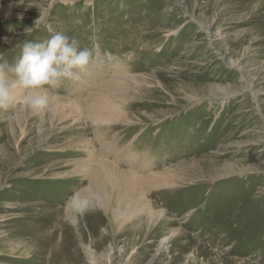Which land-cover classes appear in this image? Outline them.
I'll return each mask as SVG.
<instances>
[{
	"label": "rangeland",
	"instance_id": "374dc122",
	"mask_svg": "<svg viewBox=\"0 0 264 264\" xmlns=\"http://www.w3.org/2000/svg\"><path fill=\"white\" fill-rule=\"evenodd\" d=\"M54 33L92 60L0 109V264H264V0H0V63Z\"/></svg>",
	"mask_w": 264,
	"mask_h": 264
},
{
	"label": "clouds",
	"instance_id": "9594fccd",
	"mask_svg": "<svg viewBox=\"0 0 264 264\" xmlns=\"http://www.w3.org/2000/svg\"><path fill=\"white\" fill-rule=\"evenodd\" d=\"M4 42H9L7 37ZM91 60L89 49H79L75 38L62 33H54L41 42H25L12 64L0 63V109L9 108L14 94L24 90L25 103L39 112L48 104L47 86L55 87L63 79L73 77L74 70L85 71Z\"/></svg>",
	"mask_w": 264,
	"mask_h": 264
},
{
	"label": "bare ground",
	"instance_id": "6f19581e",
	"mask_svg": "<svg viewBox=\"0 0 264 264\" xmlns=\"http://www.w3.org/2000/svg\"><path fill=\"white\" fill-rule=\"evenodd\" d=\"M246 55V54H245ZM115 87V86H114ZM110 99V98H109ZM112 100V99H111ZM94 103L100 104L104 109H106L109 113L112 112V106L109 105L108 102L104 101L101 98H96ZM111 104V103H110ZM112 105V104H111ZM101 111L98 106L95 108L92 107L91 113L92 115H97ZM107 115V113L100 114ZM124 175L120 177V175L110 172L109 168L106 165L102 166L101 175L98 177L100 191L102 193V197L106 199L109 195L115 198H120V202L127 200L130 202V206L134 211L132 214L127 217L128 221L131 220V226L135 227L139 224L147 223L146 214L150 211L149 203L146 200V195L149 193L148 188H150L153 181H149V179H145L142 177H135L132 174ZM138 214L137 218L134 216ZM161 218V214L158 212L151 213V219L157 221ZM145 237L147 236L144 235ZM147 239V238H145Z\"/></svg>",
	"mask_w": 264,
	"mask_h": 264
}]
</instances>
